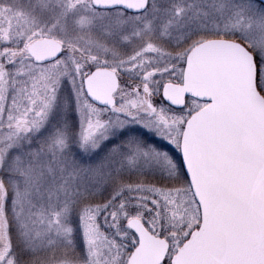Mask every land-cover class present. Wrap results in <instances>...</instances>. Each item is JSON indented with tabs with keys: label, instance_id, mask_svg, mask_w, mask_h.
I'll use <instances>...</instances> for the list:
<instances>
[{
	"label": "snow or ice",
	"instance_id": "6c2138e0",
	"mask_svg": "<svg viewBox=\"0 0 264 264\" xmlns=\"http://www.w3.org/2000/svg\"><path fill=\"white\" fill-rule=\"evenodd\" d=\"M0 264H264V0H0Z\"/></svg>",
	"mask_w": 264,
	"mask_h": 264
}]
</instances>
